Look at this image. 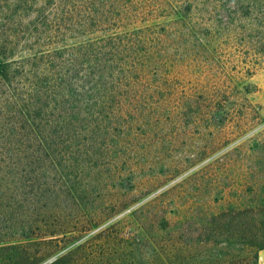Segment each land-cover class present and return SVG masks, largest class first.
<instances>
[{
	"label": "trees",
	"instance_id": "trees-1",
	"mask_svg": "<svg viewBox=\"0 0 264 264\" xmlns=\"http://www.w3.org/2000/svg\"><path fill=\"white\" fill-rule=\"evenodd\" d=\"M234 7L237 23L223 17ZM263 65L264 0H0V212L10 206L13 219L39 195L71 194V177L95 170L122 126L155 125L151 115L170 106L177 129L173 114L196 95L180 79L194 67H222L227 77ZM206 87L208 114L225 111L229 97L211 98ZM48 218L54 228L35 241L27 222L0 237V264L56 256L69 230L59 215ZM211 220L239 222L248 264H258L264 200ZM84 250L80 243L46 264H82Z\"/></svg>",
	"mask_w": 264,
	"mask_h": 264
},
{
	"label": "rangeland",
	"instance_id": "rangeland-1",
	"mask_svg": "<svg viewBox=\"0 0 264 264\" xmlns=\"http://www.w3.org/2000/svg\"><path fill=\"white\" fill-rule=\"evenodd\" d=\"M234 11L223 17L237 23ZM222 69L194 67L180 79L196 95L193 106L181 102L184 114H173L177 129L168 120L170 106L151 115L160 121L155 125L122 126L109 156L95 157V170L71 177V194L39 195L13 219V209L4 207L0 237H13L27 222L35 241L54 228L52 219H43L53 213L69 231L61 251L42 264L80 243H86L82 264H248L240 223L211 217L264 200V65L248 76L239 67L224 77ZM207 85L211 98L229 97L228 108L215 116L201 94Z\"/></svg>",
	"mask_w": 264,
	"mask_h": 264
}]
</instances>
